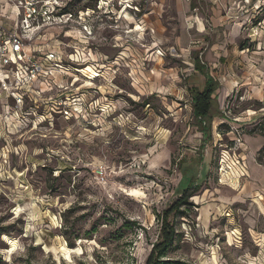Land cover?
<instances>
[{
    "label": "rangeland",
    "instance_id": "obj_1",
    "mask_svg": "<svg viewBox=\"0 0 264 264\" xmlns=\"http://www.w3.org/2000/svg\"><path fill=\"white\" fill-rule=\"evenodd\" d=\"M9 33L40 69L21 87L0 69L14 81L0 92V264H145L190 177L200 190L170 217L161 264H264L262 197L238 150L264 140V0H0ZM195 58L223 115L205 137ZM254 158L264 167V148Z\"/></svg>",
    "mask_w": 264,
    "mask_h": 264
},
{
    "label": "trees",
    "instance_id": "obj_2",
    "mask_svg": "<svg viewBox=\"0 0 264 264\" xmlns=\"http://www.w3.org/2000/svg\"><path fill=\"white\" fill-rule=\"evenodd\" d=\"M195 71L201 76L203 83L201 86L198 84H188L187 91L190 95L191 107L193 116L200 127V131L205 137L211 130L212 121L214 118L223 117L219 110L215 92L218 89V81L212 75L209 67L200 62L198 58L194 59ZM190 77L186 78L189 82ZM191 80V78H190ZM185 177L191 173H183ZM200 190V185L196 178L190 177L185 179L184 186L179 193V198L159 217L160 231L159 240L152 244L150 253L146 259L145 264H161L160 260L166 251L173 244L176 235L172 223L169 221L171 216L178 214L181 208H187L191 205L189 199Z\"/></svg>",
    "mask_w": 264,
    "mask_h": 264
},
{
    "label": "built area",
    "instance_id": "obj_3",
    "mask_svg": "<svg viewBox=\"0 0 264 264\" xmlns=\"http://www.w3.org/2000/svg\"><path fill=\"white\" fill-rule=\"evenodd\" d=\"M23 6L27 13L23 17V22L26 27H28L29 20L33 17V14H35L36 11L33 4L31 3L25 2ZM6 35H4L3 37L0 36V42L6 36V40L0 44V69H2L1 73H3V71H6V67H10V69H12L10 73L13 76L15 83H32L37 78L40 67L37 65V63H35L34 58H29V56L26 55L23 42L18 35L12 33ZM54 57L55 56L50 53L45 56V59L47 61H54ZM1 73L0 75L3 76V74ZM9 80L10 79L8 77L0 79V92L8 89V87L6 86L7 82L9 83L8 85L14 84V81L10 83ZM22 83L20 85L18 83V86L21 87ZM18 86L12 87V90L10 89L9 97L15 100V103L19 105L23 98V92L26 91H24V89L18 88Z\"/></svg>",
    "mask_w": 264,
    "mask_h": 264
},
{
    "label": "crops",
    "instance_id": "obj_4",
    "mask_svg": "<svg viewBox=\"0 0 264 264\" xmlns=\"http://www.w3.org/2000/svg\"><path fill=\"white\" fill-rule=\"evenodd\" d=\"M261 148H264L263 137L244 136L239 143L238 150H241L240 155H244L246 159L247 177L243 179L246 193L251 198L262 197V200L259 199V201L264 207V167L259 165L254 158ZM254 201L256 202V200Z\"/></svg>",
    "mask_w": 264,
    "mask_h": 264
},
{
    "label": "bare ground",
    "instance_id": "obj_5",
    "mask_svg": "<svg viewBox=\"0 0 264 264\" xmlns=\"http://www.w3.org/2000/svg\"><path fill=\"white\" fill-rule=\"evenodd\" d=\"M128 8V7H127ZM124 12L127 13V10H125ZM127 15V14H126ZM140 26L138 24H136V29H139ZM223 185H226V184H223ZM15 248V244H12V250ZM64 250V249H63ZM71 253H78L80 254L81 253V248L80 246L76 247V248H70L69 250H65V254L67 257L70 256Z\"/></svg>",
    "mask_w": 264,
    "mask_h": 264
}]
</instances>
